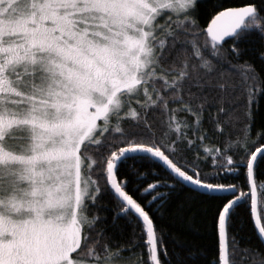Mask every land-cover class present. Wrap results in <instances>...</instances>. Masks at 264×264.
<instances>
[{"label": "snow or ice", "instance_id": "6c2138e0", "mask_svg": "<svg viewBox=\"0 0 264 264\" xmlns=\"http://www.w3.org/2000/svg\"><path fill=\"white\" fill-rule=\"evenodd\" d=\"M262 99L264 0H0V264H264Z\"/></svg>", "mask_w": 264, "mask_h": 264}, {"label": "trees", "instance_id": "16d2710c", "mask_svg": "<svg viewBox=\"0 0 264 264\" xmlns=\"http://www.w3.org/2000/svg\"><path fill=\"white\" fill-rule=\"evenodd\" d=\"M226 6L235 2V0H224ZM210 19V17H209ZM202 23H206L202 20ZM249 43L255 47H259L261 40L259 36L252 35L249 38ZM261 102H264L262 99ZM259 179H264V177H259ZM234 228H237L238 225H234ZM171 233H176L180 239L190 242L196 246L195 250H204V255H197L190 261V264H207V261L211 260L213 254L217 253V245L214 241L212 230L210 226H204L202 224H197L191 227H183L182 230L177 228H170ZM251 230L247 229L244 233H240L241 239H244L245 235H250ZM172 247V244L169 243V248Z\"/></svg>", "mask_w": 264, "mask_h": 264}]
</instances>
